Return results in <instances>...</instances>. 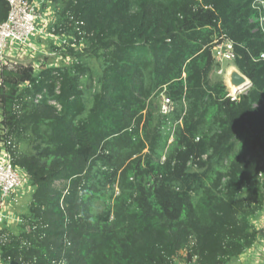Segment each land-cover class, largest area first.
I'll return each instance as SVG.
<instances>
[{"label": "trees", "instance_id": "obj_1", "mask_svg": "<svg viewBox=\"0 0 264 264\" xmlns=\"http://www.w3.org/2000/svg\"><path fill=\"white\" fill-rule=\"evenodd\" d=\"M50 1L58 64L0 68V144L29 181L2 264L237 260L264 200L255 0ZM220 35L250 82L235 101L210 53Z\"/></svg>", "mask_w": 264, "mask_h": 264}, {"label": "built area", "instance_id": "obj_2", "mask_svg": "<svg viewBox=\"0 0 264 264\" xmlns=\"http://www.w3.org/2000/svg\"><path fill=\"white\" fill-rule=\"evenodd\" d=\"M5 2L8 12L6 19L0 21V68L5 65H15L19 59L25 56L33 58V53L37 48L29 43V39L30 37L42 35V32L44 33L43 38H48L54 45L60 47L61 44H64V38L61 40V38L48 31V27L53 20L50 0H5ZM252 7L257 12L255 22H257L264 35V0L253 1ZM40 11L43 12L42 17L40 16ZM16 43L20 45L27 43L32 54L27 55L22 48H19L18 54L13 52V46ZM71 46L74 47V44H71ZM233 48V42L225 35L215 38L210 47L214 62L217 64L232 62L234 58ZM38 53L39 55L51 54L44 52V49ZM259 58L264 59V53ZM29 63L35 71L43 65L42 62L35 63V66L32 62ZM216 74L222 76V68H219ZM249 86L248 82H246L234 87V90L233 88H228L226 97L230 101H235ZM171 110L172 104L170 100L162 96L159 107L160 113L165 115ZM4 147V145L0 144V230H12L22 223L19 214H16L14 209L17 203L29 192V181L25 171L13 165ZM259 218L264 226V200ZM0 264H2L1 259Z\"/></svg>", "mask_w": 264, "mask_h": 264}, {"label": "rangeland", "instance_id": "obj_3", "mask_svg": "<svg viewBox=\"0 0 264 264\" xmlns=\"http://www.w3.org/2000/svg\"><path fill=\"white\" fill-rule=\"evenodd\" d=\"M42 14H43V12H41L40 11V16L42 17ZM42 35H40L39 37H41V38H39V37H30V39H29V43L30 44H32L33 46H35L37 49H36V51L33 53V58H30V57H22L21 59H19V62L20 61H23V63H25V64H28L29 62H32L33 63V65L35 64V63H37V62H44V59H45V57L47 56L48 57V59H49V61L51 62V64H53V65H56V64H58V62L60 61V57H58V56H56L55 54H53L52 52H49L48 50H47V47H48V45H49V42H51L48 38H46V39H48V40H43V32L41 33ZM19 48H22L23 49V51L27 54V55H31L32 53H31V50H30V47L29 46H27V43L26 44H24V45H20L19 43H16L14 46H13V52H15V53H17L18 54V51H19ZM42 49H44V52H49V53H51V54H49V55H39V51L40 50H42ZM38 59V61H36ZM18 60V59H17ZM18 62V61H17ZM35 66V65H34ZM229 64H227V63H223L222 65H221V68L223 67V68H229ZM222 68V69H223ZM229 71H230V69H228ZM216 75H214V73H213V75H212V77H210L211 78V80H213V78L215 77ZM223 76V75H222ZM221 76V77H222ZM224 85H225V82H224ZM231 89L232 87H231V85H229V87L227 86V89ZM234 89V88H233ZM161 99V98H160ZM158 101V100H157ZM171 142V139H169L168 140V144ZM28 203H29V200L27 199V197H24V198H22L18 203H17V205L15 206V213L16 214H21V215H23L24 213H26V210H27V205H28Z\"/></svg>", "mask_w": 264, "mask_h": 264}, {"label": "crops", "instance_id": "obj_4", "mask_svg": "<svg viewBox=\"0 0 264 264\" xmlns=\"http://www.w3.org/2000/svg\"><path fill=\"white\" fill-rule=\"evenodd\" d=\"M39 37V36H38ZM41 38V37H39ZM43 40H48L46 38H43ZM51 41V40H50ZM52 42V41H51ZM229 64L230 71L227 68H223V76L221 77L223 82H225L226 86L230 84L229 77L232 74V72H237V70L234 68L232 62H225ZM223 64V63H222ZM221 64V65H222ZM29 197H27L28 199ZM29 200V199H28ZM254 229L256 231L257 237L255 244L246 252H244L237 260L232 262L231 264H264V226L260 222V218L258 217L253 222ZM182 262H179L178 264H181Z\"/></svg>", "mask_w": 264, "mask_h": 264}, {"label": "water", "instance_id": "obj_5", "mask_svg": "<svg viewBox=\"0 0 264 264\" xmlns=\"http://www.w3.org/2000/svg\"><path fill=\"white\" fill-rule=\"evenodd\" d=\"M229 80H230V85L231 84H233V86L241 85L244 82L245 77L239 74L238 72H232V74L229 77ZM10 264H17V263L11 262Z\"/></svg>", "mask_w": 264, "mask_h": 264}, {"label": "clouds", "instance_id": "obj_6", "mask_svg": "<svg viewBox=\"0 0 264 264\" xmlns=\"http://www.w3.org/2000/svg\"><path fill=\"white\" fill-rule=\"evenodd\" d=\"M214 60V59H213ZM229 63H231V62H229ZM220 67L219 68H221V64H218ZM219 68H217L216 70H215V74H216V71L219 69ZM223 70V69H222ZM237 70V69H236ZM238 72V71H237ZM239 73V72H238ZM240 74V73H239ZM217 75V74H216ZM243 76V75H242ZM221 77V76H220ZM246 82H248V84L250 85V82L247 80V78H245V80H244V82L242 83V84H244V83H246ZM241 84V85H242ZM235 86H240V85H235ZM225 87H226V90H227V86H226V84H225ZM228 87H229V85H228Z\"/></svg>", "mask_w": 264, "mask_h": 264}, {"label": "bare ground", "instance_id": "obj_7", "mask_svg": "<svg viewBox=\"0 0 264 264\" xmlns=\"http://www.w3.org/2000/svg\"><path fill=\"white\" fill-rule=\"evenodd\" d=\"M229 85H230V84H229ZM231 87L234 88V87H236V86H233V84H231ZM233 90H234V89H233Z\"/></svg>", "mask_w": 264, "mask_h": 264}]
</instances>
